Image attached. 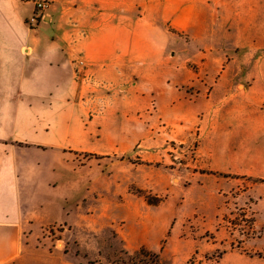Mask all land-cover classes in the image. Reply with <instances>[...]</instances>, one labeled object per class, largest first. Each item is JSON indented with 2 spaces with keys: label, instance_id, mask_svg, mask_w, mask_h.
Listing matches in <instances>:
<instances>
[{
  "label": "rangeland",
  "instance_id": "374dc122",
  "mask_svg": "<svg viewBox=\"0 0 264 264\" xmlns=\"http://www.w3.org/2000/svg\"><path fill=\"white\" fill-rule=\"evenodd\" d=\"M155 43L148 82L102 85L82 99L66 86L39 101V158L57 171L46 208L69 215L42 234L76 264H155L142 249L158 264H264V100L224 81L216 105L199 110V92L212 86L195 80L201 44L170 25ZM230 53L229 74L243 75L253 57ZM230 53L211 55L205 73ZM240 208L253 229L231 223Z\"/></svg>",
  "mask_w": 264,
  "mask_h": 264
},
{
  "label": "crops",
  "instance_id": "0c3cea01",
  "mask_svg": "<svg viewBox=\"0 0 264 264\" xmlns=\"http://www.w3.org/2000/svg\"><path fill=\"white\" fill-rule=\"evenodd\" d=\"M37 1L0 0V264H76L42 234L44 224L69 215L53 217L46 208L57 199V171L39 158V101L66 86L70 98L82 99L102 85L148 82L157 72L155 36L167 25L201 44L195 80L212 86L206 96L199 92V110L216 105L224 81L264 100V0H52L33 25ZM223 51L253 57L243 75L229 74L237 59L231 53L216 73H205L208 58Z\"/></svg>",
  "mask_w": 264,
  "mask_h": 264
},
{
  "label": "trees",
  "instance_id": "16d2710c",
  "mask_svg": "<svg viewBox=\"0 0 264 264\" xmlns=\"http://www.w3.org/2000/svg\"><path fill=\"white\" fill-rule=\"evenodd\" d=\"M146 201L149 203V204H157L161 201V198H158L157 201H151L150 198H146ZM234 213V212H232ZM235 216L234 218L231 220V223L234 225V227H242L243 229L244 228H247V229H253V225H254V218L252 217H249L247 212H246V209L244 208H240L238 210V212L234 213ZM137 254H142V255H154L155 257V264H158L159 263V254L158 253H153V252H149L147 250H140L139 252H137Z\"/></svg>",
  "mask_w": 264,
  "mask_h": 264
},
{
  "label": "built area",
  "instance_id": "2783aa9c",
  "mask_svg": "<svg viewBox=\"0 0 264 264\" xmlns=\"http://www.w3.org/2000/svg\"><path fill=\"white\" fill-rule=\"evenodd\" d=\"M49 0H39L36 2V7H37V14L36 16L32 19L31 24L35 25L38 22V13L41 12V10H43L47 5H48ZM79 65L82 68H85V61L82 58H79Z\"/></svg>",
  "mask_w": 264,
  "mask_h": 264
}]
</instances>
